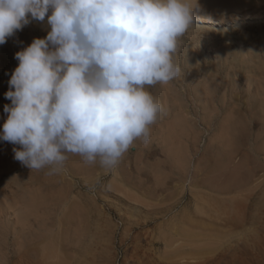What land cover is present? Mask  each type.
<instances>
[{
	"label": "rangeland",
	"instance_id": "obj_1",
	"mask_svg": "<svg viewBox=\"0 0 264 264\" xmlns=\"http://www.w3.org/2000/svg\"><path fill=\"white\" fill-rule=\"evenodd\" d=\"M199 9L211 22L180 39L181 74L149 87L165 109L150 139L109 173L75 154L57 174L0 158V264H264V0ZM46 19L0 44L1 129L15 53Z\"/></svg>",
	"mask_w": 264,
	"mask_h": 264
},
{
	"label": "clouds",
	"instance_id": "obj_2",
	"mask_svg": "<svg viewBox=\"0 0 264 264\" xmlns=\"http://www.w3.org/2000/svg\"><path fill=\"white\" fill-rule=\"evenodd\" d=\"M199 0H0V44L36 20L49 30L15 53L0 140L32 170L69 154L109 173L165 109L149 91L181 74L180 39Z\"/></svg>",
	"mask_w": 264,
	"mask_h": 264
},
{
	"label": "bare ground",
	"instance_id": "obj_3",
	"mask_svg": "<svg viewBox=\"0 0 264 264\" xmlns=\"http://www.w3.org/2000/svg\"><path fill=\"white\" fill-rule=\"evenodd\" d=\"M195 1V0H194ZM213 2V1H212ZM235 2H237V1H235ZM220 4V3H219ZM194 14H195V16L197 17V19H195L196 21H198V19H201V20H203V21H207V20H209L208 19V17L207 16H209V15H205L204 14V12L201 10V9H198V10H194ZM207 14H209V13H207ZM211 16V15H210ZM210 22H211V19L209 20ZM208 21V22H209ZM6 100H9V99H7L6 97H4V99H1V101H6ZM1 103V102H0ZM9 104V103H8ZM3 105L2 104H0V113L2 112L1 111V107H2ZM3 112H4V110H3ZM7 117V116H6ZM6 117H4V118H6ZM2 118V117H1ZM1 120V119H0ZM3 120V119H2ZM5 121V120H4ZM173 126H174V124H173ZM1 129V128H0ZM0 131H2V129L0 130ZM173 135V134H172ZM177 137V136H176ZM179 137H177V139H178ZM168 141V140H167ZM174 141V140H173ZM4 143V142H3ZM3 145V144H2ZM14 147H16V148H19L20 147V145H13L12 143H10V142H7L6 141V143H5V148H3L0 152V158H2L1 159V161H5V158H9L10 157V153L13 151V148ZM13 153V152H12ZM12 155H14V154H12ZM11 155V156H12ZM8 162V161H7ZM6 162V163H7ZM9 163V162H8ZM7 163V164H8ZM11 163V162H10ZM9 163V164H10ZM20 163V162H19ZM5 164V163H4ZM6 164V165H7ZM14 162H13V164H12V166H14ZM2 165V164H1ZM0 165V166H1ZM11 165V164H10ZM8 166V165H7ZM15 166H17V163L15 164ZM3 167V166H2ZM11 167V166H10ZM9 167V168H10ZM5 168V167H4ZM3 168V169H4ZM184 168V167H183ZM13 169V168H12ZM0 170H2V168L0 169ZM2 171H4V170H2ZM1 171V172H2ZM5 172V171H4ZM10 172V171H9ZM6 176V175H5ZM188 177V176H187ZM190 177V176H189ZM188 177V178H189ZM2 178V177H1ZM4 179V178H3ZM191 179V178H190ZM32 200V199H31ZM34 201V200H33ZM35 205H36V203H35ZM38 207H40V206H38ZM29 208V213H30V210L32 209L31 207H28ZM31 208V209H30ZM34 208V207H33ZM38 209V208H37ZM33 211V210H32ZM34 214V213H33ZM21 216H23V215H21ZM28 217V216H27ZM25 218V217H24ZM173 242V241H172ZM171 243V242H170ZM55 250V249H54ZM42 252H43V250H42ZM48 252V251H47ZM52 252V251H51ZM54 252V251H53ZM44 253V252H43ZM46 253V252H45ZM50 253V252H49ZM38 254V253H37ZM47 254V253H46ZM36 255V254H35ZM43 255V254H42ZM45 255V254H44ZM53 255V254H52ZM55 255V254H54ZM41 256V255H40ZM48 258L47 259H52V258H49L50 257V255L48 256V254L46 255ZM44 257V256H43ZM53 257V256H52ZM39 258V257H38ZM55 258V257H54ZM46 259V260H47ZM33 260V259H32ZM35 260V259H34ZM40 260H41V258H40ZM52 261V260H51ZM41 262H42V260H41ZM49 262V261H48ZM44 263H46L45 261H44Z\"/></svg>",
	"mask_w": 264,
	"mask_h": 264
}]
</instances>
